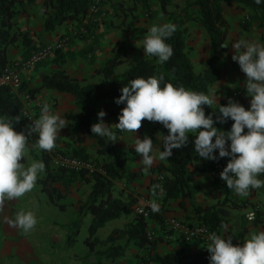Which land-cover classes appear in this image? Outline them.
<instances>
[{"label": "trees", "instance_id": "16d2710c", "mask_svg": "<svg viewBox=\"0 0 264 264\" xmlns=\"http://www.w3.org/2000/svg\"><path fill=\"white\" fill-rule=\"evenodd\" d=\"M95 0H44L43 7L46 15L42 28L45 32L52 34L57 27L67 22L82 24L87 32H91L95 28V23L88 20L91 14V7ZM34 2V0H0V77L3 75L9 63L8 47L16 43L20 33L15 28V19L23 13L24 7ZM147 9L149 4L146 0H140ZM160 8L164 16L168 17V22L174 23L177 28L173 35L167 40L173 48L172 57L165 63L161 64L155 57L144 55L133 66L127 69L122 75H116L114 68L121 63L115 58L109 60L104 68L103 73L110 87L103 91L95 84H87L81 86L76 79H72L63 71H58L52 75L42 76L40 86L27 89L29 99L33 100L36 93L43 87L53 88L58 91L69 92L76 99L86 106V113L81 117V123L84 126L89 137L94 138L97 143V154L100 156H108L109 159L97 162L95 170L86 177V172L70 171L68 175L71 177H84L86 181L92 182L91 191L84 205L81 206L78 215L82 216L89 213L92 218L88 224V235L84 239L88 253H96L98 259L92 264H104L103 260H114L124 254L125 249L130 243H133L142 251L138 256L139 261L148 264L149 261H156L158 264H181L184 257L182 252H168L165 254L154 253L156 240H152L147 235V228L151 220L162 221V216L158 212L149 210L147 215L137 213L126 225L121 229H114L106 237L101 240L96 236L97 231L102 228L108 221L117 219L126 211L127 205L123 200L113 196L112 189L114 182L126 180L131 183L134 179L141 176L146 169L141 166L138 171L128 170L125 166L129 155L124 153H115L110 156L112 147L106 141V137H101L91 132V118L96 115L99 109L98 101L114 102L115 98L120 95V89L123 85L129 83L131 79L137 77H148L151 75L163 74L165 82H171L174 85H183L197 91L209 92V89L216 84L221 76L222 68L227 64V48L223 47L229 37V22L224 16L223 5L226 2L237 3L244 7H248L257 13L259 17V26L264 27V4L257 5L255 0H159ZM168 5H173L174 10H168ZM193 5L198 7V16L193 18L189 12ZM196 20L204 28L209 37V52L207 58V67L203 71H196L191 59L185 50L186 27L184 26L188 20ZM97 25V24H96ZM59 49L56 50L58 52ZM23 83L19 93L23 91ZM25 87V86H24ZM10 87L6 85L0 86V114L9 115L13 118L19 117L13 121L16 131H27L31 125L27 124L23 112V103L19 96ZM239 103L248 107L244 99H240ZM226 104V103H222ZM111 110L105 108L106 115ZM113 114L115 111H111ZM215 112L212 108L205 106V113ZM119 116V115H118ZM117 116V118H118ZM231 120L223 124H217L219 128L225 130L230 129ZM162 136L167 134V129H161ZM192 136V137H191ZM189 142L180 149H173V155L167 160L160 161L157 166L147 172H157L155 183L161 186L160 192L164 200L168 199H187L193 206L196 222L205 223L213 232L219 233L221 228L226 225L227 220L220 215L217 205H198L194 202L196 189L189 180V169L195 167L200 171L214 172L215 166L226 164L228 158H221L216 161L204 160L197 156L194 151L192 139L195 134H191ZM37 135L33 134L29 137V142L35 144ZM162 150V148H161ZM75 157L82 160H88V154L81 148L73 152ZM25 161V160H24ZM42 161L45 164V171L42 179L38 180L43 184V191L48 194L51 201H54L53 195L61 197L59 190L52 186V183L58 180L59 176H52L50 172V158L42 151ZM66 173L65 169L59 170ZM228 202V197L223 199V203ZM231 207L242 208V204L235 201L231 202ZM161 211L163 210L160 208ZM259 222L257 215L253 224ZM123 240L122 244L117 243ZM106 245L103 251H97L96 246ZM202 262L206 260L198 256Z\"/></svg>", "mask_w": 264, "mask_h": 264}, {"label": "clouds", "instance_id": "9594fccd", "mask_svg": "<svg viewBox=\"0 0 264 264\" xmlns=\"http://www.w3.org/2000/svg\"><path fill=\"white\" fill-rule=\"evenodd\" d=\"M255 3L264 4V0H255ZM176 28L171 22L152 24L136 46L143 49L144 55L155 57L163 64L173 55V48L167 40ZM229 45L234 50L232 60L246 74L247 108L232 98H228L226 104H220L215 94L217 89L206 93L166 83L163 74L151 75L131 79L121 87L115 103L124 106L118 122L112 125L122 132L135 134L142 121L147 120L158 122L167 129V134L160 137L158 153L148 135L143 138L134 136L131 145L145 168H150L157 159L167 160L173 155V149L187 144L194 133L192 144L198 157L212 161L228 158L219 173L220 178L228 189L243 198L251 190L264 188V179L261 178L264 175V42L241 38L222 46L227 48ZM205 106L212 108L215 116L213 112L206 114ZM105 115L104 110L98 111V121L91 125V132L114 141L117 139L115 133L102 119ZM14 119L19 117L0 114V207L5 201L30 192L45 170V164L39 160H33L27 166L24 164L29 137L36 134L34 147L51 151L56 147L60 130L67 125L65 116L47 103L42 104L41 114L32 120L27 134L14 129ZM228 120L232 121L230 129L216 126ZM150 207L153 212L160 210L155 201ZM254 219L255 214L249 216V220ZM14 223L24 231H30L37 219L31 211H20ZM208 241L205 248L210 254V264H264V230L252 232L243 243H233L231 237L216 232L208 236Z\"/></svg>", "mask_w": 264, "mask_h": 264}, {"label": "crops", "instance_id": "0c3cea01", "mask_svg": "<svg viewBox=\"0 0 264 264\" xmlns=\"http://www.w3.org/2000/svg\"><path fill=\"white\" fill-rule=\"evenodd\" d=\"M121 1L127 2L128 0H97V2L100 4V7H102L106 13L107 11H111L109 6L110 2L111 5L115 4V9H113V12H118V4H120ZM129 1L131 2V7L133 9L135 7L139 9H147V7H145L141 2H138L139 0ZM242 17V13H239L235 19H230V23L238 22L239 19H241V22H243L244 20ZM100 18L101 15L92 12L90 14V18L87 19V21L90 20L95 22V20L97 21ZM108 19L110 18L103 19L96 23L97 25L95 24V28H93L91 32L88 33V39H86L82 29L85 32L87 31L83 28V26L78 28L79 25L76 23H67L57 27V29L52 33L51 37L57 38L55 35L57 32L61 33L60 35L67 34L70 36L69 42L65 44L63 50L56 52L53 57L40 62L38 65L28 69L23 73L24 80L28 83V87L32 89L40 86L42 83L41 78L44 75L50 76L55 72L63 71L72 79H76L81 86L95 84L103 91L108 90L110 85L106 80L102 70L105 64L114 58L110 45L114 40L118 39V33L112 31V28L114 29V27L111 26ZM139 25L140 24H137L136 27H139ZM28 49L29 47L20 46L19 48L12 47V50H9L8 47V57L11 60H26L29 56ZM115 59L121 61V63L116 65L114 68V73L116 75H122L129 67L133 65L130 64L128 56L122 57L121 59ZM223 85L224 84L220 82V89ZM220 91V103L221 101H227V97L223 93V89ZM244 100L247 105H249V99L244 98ZM33 102L47 103L54 111L58 112L62 116H65L67 119V125L60 130L57 141H61L62 144H65L63 141H66L67 144L65 146H67V149H69L68 151L71 150L70 152H73L74 150L81 148L84 152L88 153V151L91 150L89 146L90 141L97 145L95 139L88 136L84 126L81 123V117L86 113V106L83 103H80L73 94L64 91H58L53 88L43 87L36 93ZM114 102H104V100L98 101L97 107H99L100 110H103L104 107V111L105 108L115 111L114 114L111 111L108 112L104 117L115 118L117 115V108ZM98 111L99 109H97V112ZM94 118L98 119L97 113L91 118V125ZM127 135L130 138L139 136V130L135 134L131 132H128L127 134L122 133V137L125 136L127 138ZM127 140V142H129L128 138ZM126 147L128 148V146ZM137 158L141 159L139 154L134 153L132 159H135L136 162ZM131 161L132 160L126 161L127 163H125V166L129 167V163ZM159 162L160 161L157 163ZM139 163L142 164L141 160H139ZM24 164L25 166L29 164L28 155L25 157ZM130 170L136 171L134 168H130ZM50 172L52 176H59L58 180L52 183V186L59 190L61 198L65 199L70 205H62L61 209H64L63 211H65V209L69 210L74 216L77 212H79L81 206L87 201L91 191L92 183H86L81 181L79 178L75 179V177L70 179L67 174L60 172L59 169H55L54 167H50ZM148 173L149 180L148 184L146 185L144 184L142 186L141 183H143V180L140 181V179H137L132 183H126L123 187H131L133 185V188L128 190L123 188L125 192L122 194L120 193L114 195L112 189L113 196L120 198L126 204H128L130 200H133L135 203H133V201L130 202L131 212H129V210L126 208L125 213H123L121 217L108 221L102 228H100L96 233V236L99 239H106L112 230L123 228L126 223L135 216L133 213V208L136 206V200H134L133 197H135V199L138 201L144 198L147 203H152L153 201L159 203L160 208L165 209L163 212L166 215L174 216L190 223L196 221L193 206L190 201L187 199L164 200L162 196H159V194L154 192V184H152V182L156 177L155 174L153 175V172H151L152 174L150 172ZM261 178L264 179V175H262ZM189 180L196 189L194 202L202 206L217 205L216 208L218 212L227 220L226 225L223 226L219 232L220 235L231 237L233 239V243H243L252 232L264 230V201L257 197L256 192H258V189H255L253 196L248 195L247 197L242 198L238 196L233 190L228 189L227 186H224L226 183L220 178V186H224L223 188L227 187L228 192H220L219 195V193H216L215 191V188L219 182H217L215 185L212 184L210 173L200 171L195 167H190L189 169ZM39 190V188H36L34 190V194L32 192H28L23 197L14 199L15 202L11 205V207L6 208L5 214L0 216V226L2 227L4 225L3 233L1 234L5 235V237L1 235L0 239V261H2L4 264H30L31 262L37 261L39 253H43L47 256H49V254H59V256H55V259L57 258V263L82 264V258L80 254H77L74 249V247L78 244L77 238L75 236L79 234L77 233L76 226L73 225L75 218L72 221L65 222L64 227L59 231L50 230L42 232V241L38 245H34L24 239L17 242L6 240V237H8L9 234L15 236L14 229L16 225L14 223L15 218H13V215H17L18 212L24 211V208H26V205L32 196H34L36 199L35 200L32 198V203L36 204L38 199L36 191L39 192ZM228 193L229 197H232V200L242 204L241 209L233 207L230 208L227 203H223V196ZM246 201H255L259 205L257 212V215H259V222L257 224L249 223L244 219L243 213L245 211L244 208L247 203ZM8 202L9 201H5L3 206H5ZM14 205L15 208H13ZM16 206H18V208ZM0 208L2 209V207ZM233 209H239V213L237 214L233 211ZM91 218L92 216L90 217V220ZM51 222L54 223L55 221ZM150 225L156 233L153 238V240H156V242L154 248L151 250V254L156 252L162 255L168 252L179 251L184 255L181 260V264H210L209 262H202L200 258H197L198 256H201V242L198 239H186L185 231L181 229L175 230L171 236L165 238L160 233L158 221L151 220L149 222V226ZM137 249L138 248L135 245L132 247L128 246L124 251V255H121L122 257L117 259V263L138 264L139 259L133 260L131 258V260L127 261L128 255L136 253L138 251ZM87 251L88 250L85 248L84 253H88ZM148 264L158 263L151 260Z\"/></svg>", "mask_w": 264, "mask_h": 264}, {"label": "rangeland", "instance_id": "374dc122", "mask_svg": "<svg viewBox=\"0 0 264 264\" xmlns=\"http://www.w3.org/2000/svg\"><path fill=\"white\" fill-rule=\"evenodd\" d=\"M43 1L44 0H34V2L27 4L24 7L23 13H20L16 17L15 28L18 30L20 35L18 36L16 43L9 46V50H12V47L14 48H19L20 46L29 47L28 49L29 55H31L33 52H36L38 50L49 48L48 57L45 59L47 60L50 57H53L55 55L57 49H59V51L63 50V48L65 47V44L69 42L70 36L67 34L60 35L61 33L57 32V34H55L57 38H54V37H51L52 34H49L43 30L42 23L46 17L44 13ZM146 1L149 4L148 9L146 8L139 9L137 7L133 9L131 7L132 4L129 0L127 2L121 1V3L118 4V12H113V9H115L114 7L115 4L111 5V2H110L109 6L111 8V11H107L108 14L106 13L104 9H102V7H100V4L97 2V0L92 5L94 7L93 13L101 15V18L97 21L95 20L94 23L96 24L103 19L110 18L108 19L109 23L111 24L112 27H114V29L112 28V31H115L116 33H118V37H117L118 39L114 40L113 43L110 45L111 52L113 53L114 58L121 59L122 57L128 56L130 60V64L134 65L141 57L144 56L143 49L140 47H137L136 44L141 43L140 39L146 32V28L150 27L152 24H155V23L168 22V17L164 16L162 13L159 0H146ZM177 1L182 2L185 0H177ZM174 9L175 7L173 5H168V10H174ZM198 10L199 9L197 5H193L190 8L189 12L192 13L193 18H196V16H198L199 14ZM223 11H224L225 18L229 22V37L226 41L227 44H231L232 42L238 39H241V38H249V39L256 38V39H259L261 42H264V27L259 26L260 21H259V17L256 12H254L252 9L248 7H244L242 5H239L237 3H232V2L224 3ZM239 13H242V16H243L242 18L244 21L241 22V19H239L238 22L230 23V19L232 20L235 19L239 15ZM67 23L70 24L72 22H67ZM67 23H64V24H67ZM137 24H140L139 27H136ZM78 25H79L78 28H80V26L82 27V24H78ZM184 26L187 29L186 35H185V44H186L185 50L189 58L191 59L195 70L203 71L207 67V58H208V52H209L208 34L204 30V28L199 24V22L194 19L186 21ZM73 30H76V29H73ZM82 31L84 32L86 39H88L89 32H85L83 29ZM48 38H51V39L54 38V39L51 40ZM58 44H61V46L58 47ZM233 51L234 50L232 49L231 45H229V47H227L228 61H227V64L222 68L221 76H220L221 80L219 79V81L209 89V92L217 89V92L215 94L218 97L219 103H220V92H221L220 90L223 89V93L226 95L227 101H223V102L221 101L220 104L227 103L228 98H232L236 101H239L240 99H244V98L249 99L245 94V88H244V80L246 78V74L241 71L238 63L232 60ZM16 61H21V60L9 59V70L10 71L12 70V68L15 67ZM39 63H37L36 65H38ZM34 66L30 68H33ZM28 69L23 70V71L22 69H18V73L21 75L22 83H23L22 93H19L21 87L18 89H13L12 91L15 93H19V96L23 103L24 117L26 113L27 116L37 119L40 116L41 106L44 103L33 102L34 99L30 100L28 97L29 94L26 92V90L30 88L28 87V83L24 80V76H23L24 75L23 73L26 72ZM220 82L224 84L221 89H220ZM123 106H124L123 104H119V105L116 104L117 115L115 116V118H106V117L102 118L106 124L110 125V127L112 128L117 138L116 140L113 141V140H108V138L106 137V141L112 147L110 156L114 155L115 153H121V154L124 153L126 155L128 154L129 157L127 161H130V160L132 161L129 163V167L127 166V168L129 170L130 168H134L136 171H138L139 168L143 164L139 163L140 159L138 158L136 162H135L136 158L132 159L133 154L135 153L134 147L131 145L134 143V138H130L127 135V138L129 139V142H127L128 141L127 138L125 136L122 137V133L127 134L128 132H122L118 130L115 127V125H112L118 122L117 116L120 114L121 108ZM103 110H104V107H103ZM99 111H100V108H99ZM97 121L98 119L94 118L92 120V124L96 123ZM25 122L28 124L27 120ZM161 129H162V125L160 123L144 120L142 121V126L139 129L138 137L143 138L144 135H148L150 138H152L155 143V151L158 153V151L160 150V137H162ZM63 142L65 144H62L61 141H57L56 147L54 149H52L51 151H44V153L50 158L51 168L54 167L55 169H59V170L64 169L65 167H63L60 162L61 158L74 156L73 153L70 152L71 150L68 151L69 149H67V146H65L67 142L66 141H63ZM34 145L35 144H32L31 142L28 141L27 155L29 157V164L33 160L42 161V151L43 150H40L34 147ZM89 146L91 150H89L87 153L89 157L87 161L91 162L93 166L96 165V163L100 162L101 160L109 159L108 156H100L95 152L97 145H95L92 141H90ZM126 146H128V148ZM158 161L159 160L157 159L156 162L150 167V169L157 166ZM146 169L144 170V173L142 176L134 179L132 182H134L137 179H140V181L143 180V183H141L142 186L144 184L145 185L148 184V180H149L148 174L149 173L146 171ZM65 171H66L65 174L69 176L68 172H70V170L65 169ZM205 172H208V171H205ZM209 173H210V179L212 181V184L215 185L217 182H219V184L215 188L216 193H219L220 195V192L222 193L228 192L227 187L223 188L224 186H227V185L220 186V177H215L216 175L213 174V171ZM154 174L156 176L155 178H157V172L155 173L153 172V175ZM43 175L44 173L40 174V177L38 178V180L42 179ZM88 175L89 173H87L86 177ZM69 177L70 179L74 178V176L73 177L69 176ZM76 178H79L81 181L89 183L88 181L85 180L84 177L82 178L77 175L75 176V179ZM38 180L36 182L35 187L30 191L34 194L35 193L34 190L36 188L40 189L39 192L36 191V195L38 196L36 204L32 203L33 202L32 198L35 199V197L32 196L30 197L32 200L30 199V201L26 205V208H24V211H31L35 214L36 219H37V223L35 227L30 231H24L22 228L16 225L14 229L15 236H12L11 234H9L8 237H6V240L17 242V241H21L24 239L28 242H31L34 245H38L42 241L41 240L42 232L50 231V230L59 231L64 227L65 222L72 221L75 218L73 225L76 226L77 233H79L78 235L76 234L77 236H75L78 241V244L74 247L75 252L77 254H80L82 258V264H92L96 259H98L97 258L98 255H96V253H92V254L84 253L85 248L87 249V247L84 244V239L88 235L87 227L90 222L91 215L87 213L85 215L79 216L77 212L73 216V214L69 210L65 209V211H63L64 209H61V207L62 205L66 206L68 204L67 201L57 195H53L54 201H51L48 194L44 192L42 189L43 184L39 182ZM125 184H126V180L114 182V185H113L114 195L124 193L125 190L123 188L127 190L133 188V185L131 187H128V186L123 187ZM152 184H154V192L156 194H159V196H161L160 189L156 187L157 183H155V181L153 180ZM254 193H255V190H253V194ZM256 194L258 198L264 201V188L258 189V192H256ZM225 197L226 198L228 197L227 205L230 206L231 208V202L234 200H232V197H229V193L223 196V199ZM133 199L136 200V206L133 208V213L136 215L137 214L136 207L144 206L147 203V201L144 198H142L139 201L135 199V197H133ZM132 201L133 200H130V202ZM14 202L15 200H10L5 206H2V209L0 208V216H3L5 214L6 208L11 207V205ZM133 203L135 202L133 201ZM68 206L70 205L68 204ZM16 207L18 208V206ZM13 208H15V205L13 206ZM126 208L127 210H129V212H131L130 205H127ZM164 210L165 209L161 211L160 209L159 210L160 212L158 211V213H160V215L162 216V220L164 217L170 216V215L164 214L163 212ZM238 210L239 209H236V210L233 209V211L236 212L237 214L239 213ZM13 218H16V214L13 215ZM48 219H51V220H48ZM51 221H55V222L52 223ZM195 222H191V223H195ZM187 223H190V222H187ZM3 226L2 227L0 226V239H1V235L5 237V235L1 234L3 233ZM147 231L153 232V238H154L156 233L152 229L151 225L150 226L148 225ZM123 242H124L123 240H118L117 243L122 244ZM128 246L132 247L134 246V244L130 243ZM105 247L106 245H98L96 246V250L103 251ZM137 250L138 251L136 253H132L128 255L127 261L131 260V258L133 260L134 259L138 260V256H141L140 254H142V251L139 249ZM55 256H59V254H49V256H47L46 254L39 253L37 261L31 262L30 264H62L59 262L57 263V258L55 259ZM120 257L122 256L116 257L114 260L104 259L103 262L107 264H119L117 263V259ZM208 262L210 263V261ZM0 264H4V263L0 261Z\"/></svg>", "mask_w": 264, "mask_h": 264}, {"label": "built area", "instance_id": "2783aa9c", "mask_svg": "<svg viewBox=\"0 0 264 264\" xmlns=\"http://www.w3.org/2000/svg\"><path fill=\"white\" fill-rule=\"evenodd\" d=\"M94 11V7H91V13ZM61 44H58V47H60ZM49 48H44L41 50H38L36 52H33L31 55L28 56L26 60L22 61H16L15 67L12 68V70H9V63L6 67L3 75L0 77V86L6 85L13 89H18L21 86L22 78L21 75L18 73V69L26 70L37 63L45 60L48 57ZM29 97V96H28ZM25 118L29 125H31L32 120H34L33 117L27 116L25 113ZM61 165L65 167L64 169L75 171V172H86V173H92L95 170V165L93 166L91 162L82 160L80 158H77L75 156L71 157H64L60 160ZM225 164H219L215 166V170L213 172L215 177H220L219 173L223 169ZM159 186V187H157ZM157 188H161L159 184L156 185ZM253 190L250 191V196H252ZM151 203H146L144 206L136 207L137 213H143L147 215L148 211L151 210L150 207ZM143 209V211H141ZM259 209V205L255 201L247 202L246 206L244 208V219L249 222L253 223L257 217V212ZM255 214L254 220H249V216ZM160 233L163 237L168 238L172 235V233L177 230L181 229L185 231L186 239H198L201 242V256L204 260L207 262L209 261V252L205 248L208 241V236L213 232L211 229L206 226L205 223L201 222H195V223H187L184 222L178 218L172 217V216H166L163 218V220L160 223ZM218 234V233H217ZM147 235L150 239H153V232L147 231ZM139 264H143V261H140Z\"/></svg>", "mask_w": 264, "mask_h": 264}]
</instances>
